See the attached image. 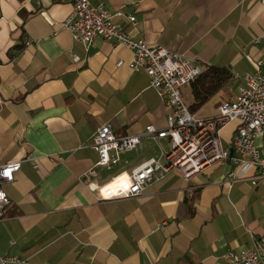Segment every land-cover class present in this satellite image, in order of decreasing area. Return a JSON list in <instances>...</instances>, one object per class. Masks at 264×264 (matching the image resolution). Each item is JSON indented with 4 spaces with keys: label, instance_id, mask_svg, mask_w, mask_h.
I'll list each match as a JSON object with an SVG mask.
<instances>
[{
    "label": "crops",
    "instance_id": "obj_1",
    "mask_svg": "<svg viewBox=\"0 0 264 264\" xmlns=\"http://www.w3.org/2000/svg\"><path fill=\"white\" fill-rule=\"evenodd\" d=\"M89 3L133 14L124 25L133 38L204 70L228 71L235 95L242 76L264 60L261 0ZM71 8L69 0H0V164L20 161L13 180L1 184L9 201L0 209V252L29 264H230L224 253L250 246L264 230V184L251 185L254 169L239 176L230 159L219 160L189 178L172 169L139 196L98 198L95 187L169 147L166 138L147 139L121 154L113 167L123 168L109 177L101 166L87 175L98 160L90 139L99 126L116 135L164 129L169 109L147 74L130 69L129 48L72 39L62 26ZM214 94L197 116L216 114L212 106L203 111ZM182 96L193 103L190 84ZM235 126L219 129L223 147Z\"/></svg>",
    "mask_w": 264,
    "mask_h": 264
},
{
    "label": "built area",
    "instance_id": "obj_2",
    "mask_svg": "<svg viewBox=\"0 0 264 264\" xmlns=\"http://www.w3.org/2000/svg\"><path fill=\"white\" fill-rule=\"evenodd\" d=\"M65 1V0H60ZM72 11L62 21L72 39L85 47L93 46L97 38L112 40L132 51L131 70H142L149 78V85L167 105L169 112L164 129L146 125L137 134H114L109 124H102L90 139V146L98 160L87 175H96L95 167L111 169L121 154L139 146L143 141L167 139L169 147L160 156L143 161L127 172H120L100 186L95 193L101 200L139 196L154 181L164 179L172 169L184 178L200 172L219 160L230 159L239 170V176L254 169L251 185L264 184V60L255 62L254 73L242 76L244 83L237 88L230 101L222 102L211 116L199 117L188 108L182 90L202 74V67L169 48L146 43L133 38L125 31V23L133 24L135 16L123 10L109 11L102 5H91L89 0H69ZM264 6V0H261ZM30 41L25 42L28 45ZM74 61H79L73 55ZM122 61L118 63L121 65ZM231 120L236 126L229 144L223 147L219 129ZM260 142L257 143V140ZM230 149L233 153L230 156ZM61 156H59V159ZM20 161L0 164V209L9 201L2 183L13 180ZM230 264H264V230L258 240L237 252L228 250L222 256ZM29 264L26 258L0 252V264Z\"/></svg>",
    "mask_w": 264,
    "mask_h": 264
},
{
    "label": "trees",
    "instance_id": "obj_3",
    "mask_svg": "<svg viewBox=\"0 0 264 264\" xmlns=\"http://www.w3.org/2000/svg\"><path fill=\"white\" fill-rule=\"evenodd\" d=\"M229 72L221 67H208L203 70L202 74L190 82L191 93L194 101L189 109L195 111L201 106L212 94L216 92L229 79Z\"/></svg>",
    "mask_w": 264,
    "mask_h": 264
},
{
    "label": "rangeland",
    "instance_id": "obj_4",
    "mask_svg": "<svg viewBox=\"0 0 264 264\" xmlns=\"http://www.w3.org/2000/svg\"><path fill=\"white\" fill-rule=\"evenodd\" d=\"M226 82L216 91V94L206 103L205 107L203 108V111H207V107H217L222 103V101H230L234 97L235 93V81H233V78H229L225 80ZM219 98V99H218ZM216 103V104H215ZM204 112H202L204 114ZM145 157V156H144ZM123 166H114L112 170H106L101 169L102 175L105 177H109L113 174V172L122 169Z\"/></svg>",
    "mask_w": 264,
    "mask_h": 264
},
{
    "label": "water",
    "instance_id": "obj_5",
    "mask_svg": "<svg viewBox=\"0 0 264 264\" xmlns=\"http://www.w3.org/2000/svg\"><path fill=\"white\" fill-rule=\"evenodd\" d=\"M232 153H233V149H230V156L232 155Z\"/></svg>",
    "mask_w": 264,
    "mask_h": 264
}]
</instances>
